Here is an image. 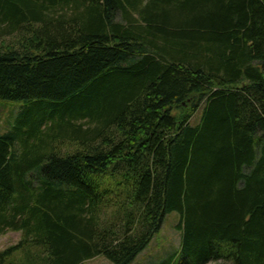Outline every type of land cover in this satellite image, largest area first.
I'll return each instance as SVG.
<instances>
[{
    "label": "trees",
    "instance_id": "1",
    "mask_svg": "<svg viewBox=\"0 0 264 264\" xmlns=\"http://www.w3.org/2000/svg\"><path fill=\"white\" fill-rule=\"evenodd\" d=\"M0 31V99L27 102L0 264H132L172 211L181 246L147 264H264V0H0Z\"/></svg>",
    "mask_w": 264,
    "mask_h": 264
},
{
    "label": "rangeland",
    "instance_id": "2",
    "mask_svg": "<svg viewBox=\"0 0 264 264\" xmlns=\"http://www.w3.org/2000/svg\"><path fill=\"white\" fill-rule=\"evenodd\" d=\"M0 31V43L3 46L13 45V48H20L21 40L17 35H6ZM25 101L20 100H8L0 99V134L7 131L9 128V118L14 111L20 110ZM204 103H202L199 109L194 113L191 118L192 124H196L200 121L203 113ZM180 213L178 211L168 212L166 214L162 228L153 237L148 246L138 254L132 264H147L152 261H159L166 259L173 255L181 246V231L176 228V224L179 221ZM21 240L20 231H7L0 233V251L8 248L9 246L17 244ZM15 258L20 259L21 254L15 253ZM84 264H113V262L107 257L100 255L91 260L86 261ZM180 264V263H178ZM205 264H231L229 261L216 260L209 261Z\"/></svg>",
    "mask_w": 264,
    "mask_h": 264
}]
</instances>
